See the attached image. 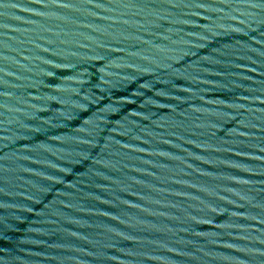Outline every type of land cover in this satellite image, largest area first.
<instances>
[{
    "label": "water",
    "instance_id": "obj_1",
    "mask_svg": "<svg viewBox=\"0 0 264 264\" xmlns=\"http://www.w3.org/2000/svg\"><path fill=\"white\" fill-rule=\"evenodd\" d=\"M0 264H264V0H0Z\"/></svg>",
    "mask_w": 264,
    "mask_h": 264
}]
</instances>
